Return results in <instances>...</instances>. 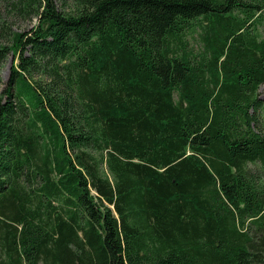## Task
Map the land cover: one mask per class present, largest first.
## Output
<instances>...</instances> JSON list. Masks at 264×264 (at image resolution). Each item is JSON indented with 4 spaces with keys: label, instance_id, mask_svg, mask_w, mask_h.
<instances>
[{
    "label": "trees",
    "instance_id": "1",
    "mask_svg": "<svg viewBox=\"0 0 264 264\" xmlns=\"http://www.w3.org/2000/svg\"><path fill=\"white\" fill-rule=\"evenodd\" d=\"M263 34L264 0H0V264H264Z\"/></svg>",
    "mask_w": 264,
    "mask_h": 264
},
{
    "label": "rangeland",
    "instance_id": "2",
    "mask_svg": "<svg viewBox=\"0 0 264 264\" xmlns=\"http://www.w3.org/2000/svg\"><path fill=\"white\" fill-rule=\"evenodd\" d=\"M33 24H34V22H31V23H29V22L28 23L18 22L16 24L17 28H14V29H18V30H21V31L22 30H28ZM189 44L192 45L195 48V50L198 47V44H197L196 40L193 39V38L189 39ZM11 63H12V57L9 56L6 59V61L2 64L1 68H0V88L3 86L4 82L6 81V79L8 77V73H9V70H10Z\"/></svg>",
    "mask_w": 264,
    "mask_h": 264
}]
</instances>
